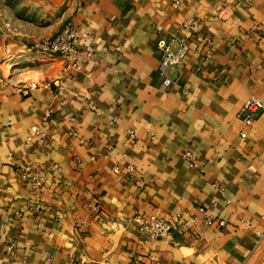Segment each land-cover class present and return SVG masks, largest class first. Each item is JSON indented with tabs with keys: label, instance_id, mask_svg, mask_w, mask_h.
<instances>
[{
	"label": "crops",
	"instance_id": "1",
	"mask_svg": "<svg viewBox=\"0 0 264 264\" xmlns=\"http://www.w3.org/2000/svg\"><path fill=\"white\" fill-rule=\"evenodd\" d=\"M30 4L0 21V264H264V111L237 117L264 101V0ZM68 19L88 58L28 49ZM182 36L166 87L157 44ZM136 212L176 229L150 239Z\"/></svg>",
	"mask_w": 264,
	"mask_h": 264
},
{
	"label": "built area",
	"instance_id": "2",
	"mask_svg": "<svg viewBox=\"0 0 264 264\" xmlns=\"http://www.w3.org/2000/svg\"><path fill=\"white\" fill-rule=\"evenodd\" d=\"M201 23L197 18L187 19L182 26V29L187 35L198 31ZM86 36V34H85ZM81 37L72 21H70L64 29L53 40L44 41L40 44L34 45L29 50L37 52L41 55L59 56L67 62L80 63L82 59L88 58L89 53L84 52L80 48ZM176 43L177 45H174ZM161 52L160 57V73L164 76V84L166 87L171 86L174 80L170 77L169 73L171 68H182L185 60L190 51V44L188 37L182 36L181 38L174 37L170 40L161 39L157 44ZM6 77L1 72L0 62V83L5 82ZM264 111V101L256 96H251L244 104L243 108L237 115L242 120L246 127H252L257 117ZM243 138H247L246 131L241 132ZM189 158V154H185ZM193 166H197L196 162H192ZM252 169V168H251ZM25 176H30L32 179V186L35 190H39L45 182L44 178L40 175L33 176V169L31 166L26 167ZM204 210V209H202ZM205 220L207 224H212L214 219L209 214L205 213ZM134 223L138 226L140 231H144L150 239H164L168 238L176 229L175 219L164 218L157 215H145L136 212L133 217ZM226 221L221 220L220 225L224 226ZM247 222V226H250ZM257 244L264 238V231H257Z\"/></svg>",
	"mask_w": 264,
	"mask_h": 264
},
{
	"label": "rangeland",
	"instance_id": "3",
	"mask_svg": "<svg viewBox=\"0 0 264 264\" xmlns=\"http://www.w3.org/2000/svg\"><path fill=\"white\" fill-rule=\"evenodd\" d=\"M31 6H32L31 4L28 5V0H0V21H1V23L11 24V19L13 17H20L24 21L34 20V18L36 16H38L39 12L37 10H34V9L31 10ZM63 16H65V14H63ZM69 22H70L69 19L65 20V23H64V26L62 27V30L64 29V27ZM60 32L56 36H58L60 34ZM56 36L49 38V39L42 40V41L38 42L37 44H40L44 41L53 40L54 38H56ZM37 44H35V45H37ZM30 48H28V49H30ZM1 65H2V63H1ZM1 72H2V69H1ZM2 74H3V72H2ZM5 82H6V79H5Z\"/></svg>",
	"mask_w": 264,
	"mask_h": 264
}]
</instances>
